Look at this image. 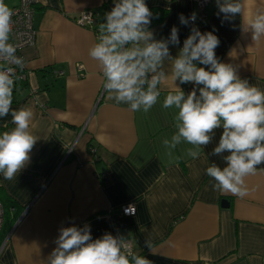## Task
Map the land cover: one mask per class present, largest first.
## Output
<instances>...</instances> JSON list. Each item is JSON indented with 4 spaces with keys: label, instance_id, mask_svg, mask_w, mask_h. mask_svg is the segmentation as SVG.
<instances>
[{
    "label": "crops",
    "instance_id": "0c3cea01",
    "mask_svg": "<svg viewBox=\"0 0 264 264\" xmlns=\"http://www.w3.org/2000/svg\"><path fill=\"white\" fill-rule=\"evenodd\" d=\"M240 2L243 14L224 20L211 0L208 18L198 22L192 0H146L153 12L150 30L167 40L173 26L179 29L180 44H169L173 57L192 27L213 31L220 40L217 59L264 89V40L254 43L242 27L264 9V0ZM104 3L38 0L35 5L37 34L23 50L26 78L15 82L12 109H32L31 131L38 139L14 180L0 175V197L13 200L9 216L16 215L0 240V264H46L60 229L85 224L93 239L105 233L125 237L153 264H264V165L247 178L249 194L239 198L213 190L205 172L213 162L224 166L223 154L212 155L222 129L198 159L170 161L163 155L160 138L173 131L174 110L158 103L147 113L132 112L109 99L99 67L88 56L94 31L75 20L91 10L98 28L114 6L113 0ZM193 12L196 21L182 25L180 14ZM164 71L170 74L168 62ZM179 86L186 94L194 87ZM160 87L162 101L171 81ZM13 127L10 114L0 117V132ZM127 203H133V215L121 213ZM149 239L151 250L145 246Z\"/></svg>",
    "mask_w": 264,
    "mask_h": 264
},
{
    "label": "clouds",
    "instance_id": "9594fccd",
    "mask_svg": "<svg viewBox=\"0 0 264 264\" xmlns=\"http://www.w3.org/2000/svg\"><path fill=\"white\" fill-rule=\"evenodd\" d=\"M215 2L217 15L223 14L224 20L243 14L240 0ZM113 5L104 14L98 36L88 49L89 58L102 74L108 98L128 105L132 112L147 113L158 103L164 110H174L173 131L160 138L161 151L170 161L200 158L215 130L222 129L212 155L223 154L224 166L213 162L207 166L206 175L214 181L213 190L239 198L247 196V178L264 165V89L241 79L232 63L217 59L215 50L220 40L213 31L192 27L173 57L169 44H180L176 26L167 40L156 39L150 30L153 12L146 0H113ZM13 15L5 0H0V60L23 69V58L16 55L17 47L10 42ZM196 19L195 12L179 16L182 25ZM242 27L254 43L264 40V9L255 11ZM165 62L170 64V74L164 71ZM17 79L13 67L0 68V117L10 114L14 125L0 132V175L9 181L30 162L38 139L31 131L32 109H12ZM169 81L172 89L161 101L160 86ZM189 83L194 87L186 94L179 85ZM55 244L46 264H153L135 253L133 243L123 236L105 233L93 239L87 224L60 229ZM145 246L151 250L152 241L146 240Z\"/></svg>",
    "mask_w": 264,
    "mask_h": 264
},
{
    "label": "built area",
    "instance_id": "2783aa9c",
    "mask_svg": "<svg viewBox=\"0 0 264 264\" xmlns=\"http://www.w3.org/2000/svg\"><path fill=\"white\" fill-rule=\"evenodd\" d=\"M198 10V22L205 21L208 18L207 5L211 0H192ZM38 0H17L16 4L12 5L10 8L13 10V32L11 36V41L16 47V55L23 58L25 65V59L23 55L24 48L31 46L35 43V38L37 30L34 26V13L35 5ZM76 23L82 27L93 29L95 40L98 36V28L96 26L97 20L94 17V14L91 10L81 11L78 17L76 18ZM13 67L16 77L18 79H25L24 67L23 69L18 66L11 64L8 61L0 60V68ZM17 79V80H18ZM16 80V81H17ZM91 152L94 151L93 148L90 149ZM71 151V148L68 149V152ZM131 206L129 212L126 213V209ZM121 213L123 215H133L135 209L133 203H127L121 207ZM4 220V210L3 205L0 201V232L2 229ZM68 227V226H67Z\"/></svg>",
    "mask_w": 264,
    "mask_h": 264
},
{
    "label": "trees",
    "instance_id": "16d2710c",
    "mask_svg": "<svg viewBox=\"0 0 264 264\" xmlns=\"http://www.w3.org/2000/svg\"><path fill=\"white\" fill-rule=\"evenodd\" d=\"M108 1L109 0H105L104 6H106ZM0 201L3 205V210H4V220H3V225H2L1 232H0V240H2V238L8 233L11 226L13 225L16 219V215L14 214L12 217L9 216L10 208L15 207V203L13 202V200L2 199V197H0Z\"/></svg>",
    "mask_w": 264,
    "mask_h": 264
},
{
    "label": "rangeland",
    "instance_id": "374dc122",
    "mask_svg": "<svg viewBox=\"0 0 264 264\" xmlns=\"http://www.w3.org/2000/svg\"><path fill=\"white\" fill-rule=\"evenodd\" d=\"M16 0H5V3L11 7L14 3H15Z\"/></svg>",
    "mask_w": 264,
    "mask_h": 264
},
{
    "label": "water",
    "instance_id": "95a60500",
    "mask_svg": "<svg viewBox=\"0 0 264 264\" xmlns=\"http://www.w3.org/2000/svg\"><path fill=\"white\" fill-rule=\"evenodd\" d=\"M222 205L223 206H227V201L226 200H222Z\"/></svg>",
    "mask_w": 264,
    "mask_h": 264
}]
</instances>
